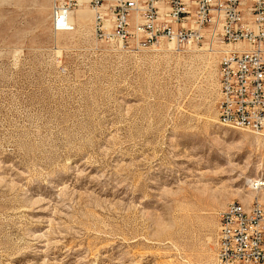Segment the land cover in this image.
<instances>
[{
	"label": "rangeland",
	"instance_id": "1",
	"mask_svg": "<svg viewBox=\"0 0 264 264\" xmlns=\"http://www.w3.org/2000/svg\"><path fill=\"white\" fill-rule=\"evenodd\" d=\"M53 2L0 0V264H216L219 214L264 207V136L217 119L225 44L120 48L89 0L55 33Z\"/></svg>",
	"mask_w": 264,
	"mask_h": 264
},
{
	"label": "built area",
	"instance_id": "2",
	"mask_svg": "<svg viewBox=\"0 0 264 264\" xmlns=\"http://www.w3.org/2000/svg\"><path fill=\"white\" fill-rule=\"evenodd\" d=\"M97 40L116 46L234 44L219 66L217 119L264 135V0H89ZM78 0H54L55 33L75 30ZM254 188L260 184L254 182ZM216 264H264V207L229 203L219 214Z\"/></svg>",
	"mask_w": 264,
	"mask_h": 264
},
{
	"label": "bare ground",
	"instance_id": "3",
	"mask_svg": "<svg viewBox=\"0 0 264 264\" xmlns=\"http://www.w3.org/2000/svg\"><path fill=\"white\" fill-rule=\"evenodd\" d=\"M82 0H78V3H80ZM211 40V39H210ZM212 42V44L214 45L215 43H216V41L214 40H212L211 41ZM160 44V43H159ZM159 44H157V45H159ZM169 46H176L177 48H182V47H179V46H177L174 42H168L167 43ZM224 46V47H223ZM147 48V46L146 45H135L134 46V49L135 50H137V51H144V49H146ZM184 48H191V49H193V48H199V46H185ZM235 48V45L234 44H225V45H222V47H220L219 49L217 48V49H215V50H213L214 52L217 50V52H219V53H222V54H224L225 52H227V51H229V50H231V49H234ZM148 49H150V47L149 48H147V50ZM219 122L221 123V124H223V125H225V126H229V127H233V128H237V127H234V126H231V124H227V122H223V120H219ZM255 134H257V133H255ZM258 135H262V134H258ZM264 136V135H263ZM254 182H258L259 184H260V187L258 188V189H260L263 185H264V181H262V180H253L252 182H251V188L253 189V190H258V189H255L254 188V185H255V183ZM254 195V194H253ZM255 200H258V199H255ZM254 201V200H253ZM259 201V200H258Z\"/></svg>",
	"mask_w": 264,
	"mask_h": 264
}]
</instances>
